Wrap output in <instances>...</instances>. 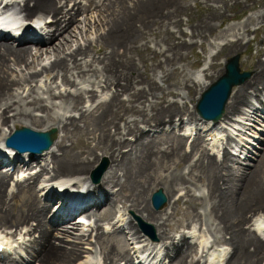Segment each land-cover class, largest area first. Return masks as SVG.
Returning a JSON list of instances; mask_svg holds the SVG:
<instances>
[{"label":"bare ground","instance_id":"1","mask_svg":"<svg viewBox=\"0 0 264 264\" xmlns=\"http://www.w3.org/2000/svg\"><path fill=\"white\" fill-rule=\"evenodd\" d=\"M0 1H14L23 19L43 18L42 26L48 25L47 22L55 24L47 37L33 42H15L6 32H0V143L13 128L21 125L35 130L55 127L57 132L52 145L38 154L42 158L37 162L38 170L24 175L32 161L14 160L12 170L11 165L0 161V165L5 166L0 168V229L2 226L18 229L14 242L21 237L25 241V235L38 234L37 239L34 235V247L27 259L19 261L7 255L0 264H31L34 260L37 264H74L81 255L84 258H80V264H118L112 263L116 243H110L107 236L113 235L121 241L123 236L118 235L122 232L118 231L126 233L127 243L130 236L133 240L139 238L131 247L135 257L125 249L124 264H144L136 259L142 252L150 256L146 264H206L208 260L210 264H260L264 260V216H261L264 214V127L250 121H264V60L261 57L253 60L252 77L250 74L232 88L221 118L217 122L207 120L201 127L208 128L204 133L197 126L202 117L196 111V103L224 68L212 80L199 76L190 84V79H185L174 84L176 89L170 84L165 87L157 79V75L167 77L170 72H180L178 63L183 57L180 50L186 52L195 42H204L212 36L217 27L215 20L222 16L218 6L222 0H213L216 3L206 0L204 7L211 9L210 12L193 24L188 22L189 29L183 26L181 15L183 9L188 12L190 6L180 0H87L86 7L71 3L74 0ZM87 12H91L90 17L87 14L80 19ZM0 21L4 22L5 18L1 17ZM239 33L229 27L215 34L216 39L226 40L220 52L230 47L228 54L235 53L245 40ZM148 35H157L153 46L145 41ZM168 37L172 41L169 49L176 51L172 55L159 48L162 43L168 44ZM89 50L101 55L90 60ZM149 57H157V62L142 77L138 65L142 64L145 69ZM133 70L135 74L131 73ZM57 79L61 82L57 83ZM99 85L104 86L106 92L99 94ZM107 90L113 91L110 96ZM96 96L100 99L95 100ZM253 96L259 104L252 100ZM191 98H195V103L190 108L186 101ZM91 99L94 102L88 104ZM37 110L45 113L37 115ZM74 110H80L78 117L83 118L85 124L79 123ZM175 116L180 117L179 133ZM184 116L188 118L186 121ZM9 120L13 128L6 130L4 125ZM251 126L257 128L259 135L251 131ZM236 130L251 131L253 140L243 134H240L244 136L242 141L235 139ZM193 131L196 133L191 136ZM76 132L81 134L79 146L66 144L64 138ZM128 133L135 135L134 141L126 138ZM243 140L250 143L249 150ZM123 146L128 149L123 150ZM218 147L222 150L220 157ZM251 147H256L254 157L248 152L253 151ZM98 150L108 156L110 165L100 180L93 182L88 173L99 159ZM29 154L24 153L25 158ZM240 154L243 159H255V163L237 161L235 155ZM174 158H177L178 168H186L188 172L176 170L156 181L155 186H163L167 196L166 208L174 206L173 212L163 214L151 208L149 199L143 195L145 186L139 185L137 180L155 172L156 161L168 159L170 168ZM18 168L20 172L15 171ZM13 171L16 173L15 190L8 191L5 183L8 177L12 178ZM47 173L38 193L32 188L39 177ZM58 176L73 177L77 186L85 185L90 202L80 208L63 210L60 201L63 197L58 192L61 185H48L50 180H58ZM193 176L206 188L200 198L195 197L198 188ZM146 182L152 185L155 181ZM114 186L119 187L114 189ZM181 189H185L190 198L202 201L194 205L195 220L203 225L204 216L208 215L211 224L207 226L215 242L209 239L211 233L210 237L204 236L206 231L199 234L203 229L198 230L197 223L191 224L188 232L181 233L180 237L170 229L177 202L182 200V196L174 197V194ZM118 201L125 204L126 209L132 208L134 213L152 221L158 240L140 239L143 235L139 237L140 231L135 229L132 219L129 221L124 216L126 212H120ZM115 206L118 212L112 217L113 220L116 217L112 226L101 225L102 230L98 231V220L111 217ZM198 206H203L204 212L198 210ZM48 215L51 220H47ZM94 230L97 233L92 240L89 235ZM8 233L13 234L8 231L0 236L9 240ZM187 236L195 239L196 244H188ZM141 241L145 243L139 250L137 246ZM216 241L226 246L219 247ZM166 242L165 255L159 258L161 245ZM97 246L104 251L103 260L90 255ZM26 249L22 251L20 246L22 254H26Z\"/></svg>","mask_w":264,"mask_h":264},{"label":"rangeland","instance_id":"2","mask_svg":"<svg viewBox=\"0 0 264 264\" xmlns=\"http://www.w3.org/2000/svg\"><path fill=\"white\" fill-rule=\"evenodd\" d=\"M180 1H181V3H182V1H184L185 4L187 2L188 5L190 6V9L188 10V12H184L185 10L183 9V13L181 15L182 16L181 18L184 19V22H185V25H183L185 27V29H189L188 28L189 26L186 25L188 22L190 24H193V22L197 21L202 16H205L211 10V9L208 10L207 8L204 7V3L206 2V0H180ZM235 1H237V3H234ZM235 1H233V0H222V1H220L218 3V6L220 7L219 11L222 13V16H221V19L215 20L217 27L211 33L212 36H210L209 39L205 40L204 42H195L194 45L191 48L186 49L187 50L186 52H185V49L180 50V54H183V57L179 60V63H178V67L180 69V72H175V73L170 72L167 77H164L162 74L161 75H157V79H158V82H160V84H163L165 87H167L168 84H170V85L173 86V88L176 89V86L174 84H179V83L183 82L185 79H190V84H193V82H192L193 79H195V78H197L199 76H201V79L204 78L205 80H212L213 76L216 75V73L221 68H225L224 62L230 56H232L235 53H239V67H240V70L241 71H243V70L249 71L250 74H251L250 77H252V74L254 72L253 71L254 70L253 60L255 61V59L258 58V57H261L264 60V54H263V52H264V0H235ZM74 2H78V5L84 6V7H86V4H87V0H74V1H71V3H74ZM208 2L209 3H216L213 0H209ZM185 4H184V6H185ZM72 6L73 5L71 4V7ZM76 6L77 5H75V8H76ZM91 9H92V6L90 7L89 10H91ZM87 14H88V17H90L91 12L84 13L82 16H80V19L84 18L85 16H87ZM43 16H45V15H43ZM52 27L54 28L55 24H51L50 23V25L48 26L49 30H51ZM229 27L233 28L236 31V33L240 32L239 35L241 37L243 36L242 38L245 39V40H242V44L240 45L241 48L239 47L238 50L235 51V53L233 52L231 54H228V52H227V50H230V49H228L230 47H226L223 51L220 52V49H221V47H224V44H225L226 40L216 39V35H215L220 30H224L225 28H229ZM87 34H90V33H87ZM152 34H154V33H152ZM159 36L164 37L165 35H159ZM57 37H58V35H57ZM156 37H157V35H148V37L145 39V41L148 42V44L150 46H153L154 45L153 39L155 41H157L155 39ZM231 37L234 38V36H231ZM58 38H60V37H58ZM72 38L75 39L74 35L72 36ZM169 38L170 37H168V44L162 43L159 46V48L160 49L162 48L166 53H169V54L172 55L176 51H172L171 49H169L171 47L169 43L172 42L171 39H169ZM196 40H198V39H195L194 41H196ZM54 41L56 42L58 40H54ZM89 52H91V55L87 56V57L90 60L96 59L98 56L101 55V53H97V52H94V51H91V50H89ZM81 57L82 56H79L78 58H81ZM137 57L138 56H136V58ZM77 61H82V59H77ZM156 62H157V57H156V59L152 58V57H149L145 61V65H146L145 69H144L142 64H139L138 65L139 74L142 77H145L146 74H147L145 71L147 69L150 70L151 68H153V65H155ZM212 64H215V65H213V67H210ZM131 73L135 74L136 70H133ZM37 78H39V76ZM214 80H215V78H214ZM56 81H57V83H60L61 79H57ZM33 84H35V83L33 82ZM84 85H87V84H84ZM76 87H77V85H76ZM72 88L74 89L75 87L73 86ZM104 88L105 87L102 86V85L98 86L97 89L99 90L98 92H100L99 94H101L102 92H106V89H104ZM112 89H114V87H112ZM107 91L109 92V96L113 92V91H110V90H107ZM263 94H264V89H263V92H262V96H263ZM124 95H123V97H125ZM197 95L198 94L196 92L195 96H197ZM96 99H100V98H98L96 96L95 100ZM92 100L93 99H91L87 103L91 104L92 102H94ZM252 100L259 104L258 99L255 98L254 96H253ZM194 101H195V98L194 99L191 98V100L187 99V101H186L187 106L191 108V106L195 103ZM79 111L80 110H74L73 111L74 113H76L77 117L79 116ZM36 112H37L36 113L37 115H42L43 113H45L44 111H40V110H37ZM183 118H184L185 121L188 119L187 116H184ZM179 119H180L179 116H175L174 117V120H177V122L179 121ZM78 121L82 125L85 124V121H84L83 118H79L78 117ZM250 121L253 122L255 125H257V127L258 126L259 127L260 126L264 127V125L261 124V123H264V121H261L260 119H259V122H254L252 120H250ZM163 122H165L167 124L166 121H162L161 123H163ZM184 123H182V124H184ZM4 127H5L6 130L12 129L13 128L12 121L11 122H10V120L7 121V123L4 125ZM147 129H148V127H147ZM250 129H251V131L255 132L256 134L258 132V135H259V131L257 130V128L251 126ZM248 130L246 129V131H248ZM168 132H170V131H168ZM176 132L179 133L180 131L176 130ZM250 132H248L249 134L247 132H245V133L238 132V135L234 134V136H235V138H237V140L241 139V137H244V136L249 137L251 140H253L252 139L253 137L251 135L252 133H250ZM246 133H247V135H245ZM60 134L62 136L64 135V133L62 131H60ZM240 134H243L244 136L243 135L241 136ZM134 137H135V135H132L131 133H128V135L126 134V138L131 140V141L135 140ZM254 137H256V136H254ZM80 139H81L80 132H76V133L72 134V136L70 135L69 138L65 137L64 141H65L66 144L70 145L72 143H77L76 145L79 146V140ZM190 139L191 138H189L187 140V142H188L187 146L190 145V142H189ZM240 141H242V139ZM243 141H244V143L248 144L247 147H248V150H249L250 146H251L250 143H247V141H245V140H243ZM254 143H255V141H254ZM126 149H128V146H123V150H126ZM217 149H219V151H220V155H219V157H220L221 154H222L221 147H218ZM245 150L247 151V149H245ZM251 150H253V151L255 150V152L248 151L249 155L253 154L252 156L254 157V155L256 153V147H251ZM209 151H210L211 154L214 153L210 149H209ZM257 152L259 153V151H257ZM97 153H98L99 159L96 161L97 163L95 162L93 167L98 166L99 163L103 162V160H105V159L107 160L108 167H109L110 162H109L108 156L105 155V154H101V152L99 150H98ZM217 154H219V153H217ZM235 158L239 159L237 161H245V160L247 161L248 160L251 163H255V159L253 160V159L248 158V157H244V159H243V157L235 155ZM31 160H34V161H33V164H32V168H29V169H33V171L34 170L36 171V169L38 170L39 168H38V165H37V161L40 160L39 157L31 158ZM171 162H172L170 164L171 167L168 168V159H166V160H164L162 162L156 161L157 165L154 166V168H156V171L152 172V174L150 176L146 177V178L137 180V183L139 185L145 186V192H144L143 195L145 196V198L149 199L151 208L153 210H155L156 212H161L163 214H165V212H168V213L173 212L174 209H172V207H174V206L166 208V204H165L164 207H162L160 209H156L151 204V199H150L151 198V193L155 190V187H156L155 185H157L156 181L159 180L160 177H164L168 173L175 172L176 170H186L185 173L188 172V170L186 168H184V169L178 168L177 163H176L177 162V158H174L173 160H171ZM35 164L37 166H35ZM89 173H88V175H89V178H90V174ZM15 175L16 174L13 173L14 178H15ZM47 175H48V173L41 175L39 177L38 181L35 183V185H34L35 187L33 186L32 189H36V191L39 193L40 188L44 185V184L41 185L40 183H42L43 179L46 178ZM13 176H12V178L8 177V182L5 183V187L7 188L8 191L15 190V179L13 178ZM193 178H194L193 179L194 182L196 183L195 187L198 188L196 190L195 197L200 198L199 196H200L201 192L202 193L206 192V188L202 185L201 181L196 179L194 176H193ZM146 181H155V182H152V185H150ZM88 182L89 181H87V183ZM114 187H115L114 189H117L119 186H114ZM176 194H174V197L182 196V200H179L177 202L175 214H174V216H172L173 217L172 220H171L172 224L170 226V229L172 230V232H174V234L176 236L180 237L181 233H187L188 232V229L190 228L191 224H194V223L196 224L197 223L198 226L196 225V228L199 227L198 230L199 229H203V231L202 232L200 231L199 234L203 233L204 231H206V233L204 232V236L206 237L207 234H208V237L211 236V238H209V239L213 240L215 242L214 234H213L212 231L209 230V228L207 226V225L211 224V219H208L209 218V217H207L208 215L204 216L205 224H203V225H202L201 222L195 220V214H196L195 211L196 210H195V206L194 205L196 203H202V201L201 200H195L194 198H190L191 196L188 193L186 194L185 189L179 190L178 192H176ZM188 200H190V201L187 204ZM172 201L174 202V200H172ZM54 203H55V201H53L51 203V205L54 204ZM117 204L119 206L118 209L120 210L121 213L124 214L126 212L124 214V216H126L125 218H129L128 219L129 221L132 219V224L135 226V229L138 228V230L140 231L139 232V237L142 234H144V236H142V238H140V239H143V238L147 237V238H149V239H151L153 241L158 240V238L156 236L157 230H156V228L154 226V223L152 221L144 219L142 216H140L136 212L134 213V210L132 208H127L126 209L125 204H123L122 202L118 201ZM198 210H201V211L204 212V207L203 206H198ZM48 211H49V209H47V212ZM117 212H118L117 211V206H115V209L113 210V213L110 215L111 217H108L109 216L108 215L107 216L108 218L106 217V218L98 220L100 222V229H98V231L102 230L101 225L103 226V225L106 224V225H109V227L112 226L113 222L116 220L115 219L116 217L114 218V220L112 219V217L114 216V214H117ZM76 215H78V214H76ZM262 216H264V214H262ZM192 220L194 222H192ZM30 222H31V220L29 221L28 225L30 224ZM246 225H249V223H246ZM2 228H3V226H2ZM2 228L0 229V231L3 230L2 233H4L5 230H6V232L9 231V232H12L13 234L18 233V231H17L18 229L15 230L14 229L15 227H11V228H9V227L5 228L4 227L3 229ZM205 228H207L208 232H207V230ZM118 232H122V235H118V236H123L121 241H117L113 235H111V236L107 235V236L110 237L109 238V240H111L110 243L111 242L116 243V247H117V250L114 252L115 255H113V260L114 261H112V263L115 262V263L119 264L120 262L125 260L124 251H125V249H127L128 253H129V249L131 248V246L134 243L132 241H134V240L130 236V238L128 239L129 243H127V238H125V236H124L126 233L123 232V231H118ZM96 233L97 232H95V230H94V232H92L89 235V237H91L92 240H95ZM35 234H37V232ZM35 234L28 235L27 237L32 238ZM209 234H210V236H209ZM35 238L37 239L38 236H35ZM54 238L56 239V237H54ZM137 239H139V238H135V240H137ZM187 239L189 240L188 244L191 243V242L196 244V240L195 239H191L189 236H187ZM123 240H124V242H123ZM130 242H131V244H130ZM216 243L220 247L221 246H226V243H223V242L220 243L219 241H216ZM84 244H87V243H84ZM92 244H94V242ZM33 247H34V244L32 242L31 246L27 247L26 253L31 254ZM164 250H166V249H164V247H163V251ZM96 251H98V252H96ZM96 251H95L96 254L92 253L90 255L91 256H97L98 258H101V260H103L104 259L103 258V253H104L103 249L99 248L97 246ZM84 254H85V256H87L86 253H84ZM82 257L84 258V256L81 255V256H79L77 258V260H74V264H80V260L83 259ZM202 260H203V262H205L206 259L203 258ZM210 262L211 261L208 260V262L206 264H210ZM262 262L264 263V260L261 261L260 264H263ZM30 263L31 264H37V261L34 260V262L31 261ZM53 264H60V263H53ZM121 264H124V263H121ZM221 264H223V262Z\"/></svg>","mask_w":264,"mask_h":264},{"label":"water","instance_id":"3","mask_svg":"<svg viewBox=\"0 0 264 264\" xmlns=\"http://www.w3.org/2000/svg\"><path fill=\"white\" fill-rule=\"evenodd\" d=\"M250 75L249 71L240 70L239 53H235L227 59L223 73L203 90L196 103V110L205 118L218 121L224 111L225 103L230 95L232 87L241 83ZM56 137V128L48 131L32 129L29 126H16L8 137V144L13 146L23 145L22 149H30V143L36 144L35 149L41 152L51 146ZM29 147V148H26ZM108 162L105 159L91 171V177L98 182L107 169ZM151 203L156 209H160L167 203V196L162 187H158L151 194Z\"/></svg>","mask_w":264,"mask_h":264}]
</instances>
